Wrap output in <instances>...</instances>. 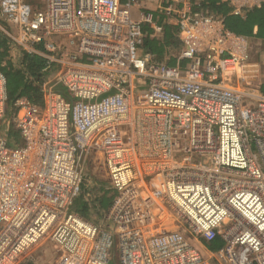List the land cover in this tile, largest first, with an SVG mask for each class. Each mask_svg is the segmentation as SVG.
Wrapping results in <instances>:
<instances>
[{
	"label": "built area",
	"instance_id": "1",
	"mask_svg": "<svg viewBox=\"0 0 264 264\" xmlns=\"http://www.w3.org/2000/svg\"><path fill=\"white\" fill-rule=\"evenodd\" d=\"M225 1L234 16L264 3ZM139 4L0 0L14 61L39 56L46 74L42 104L18 98L8 115L0 70V264L44 241L56 264H264V93L240 88L247 40L190 0H160L180 44L167 66L141 49L142 26L162 28L133 18ZM93 159L114 199L83 217Z\"/></svg>",
	"mask_w": 264,
	"mask_h": 264
},
{
	"label": "trees",
	"instance_id": "2",
	"mask_svg": "<svg viewBox=\"0 0 264 264\" xmlns=\"http://www.w3.org/2000/svg\"><path fill=\"white\" fill-rule=\"evenodd\" d=\"M201 6L203 9H210V13L222 16L224 26L230 32L246 38L255 37L264 40V5L246 12L244 17L228 15L227 5L221 3L220 0H201ZM162 26L163 35L161 39H156L153 30L147 25H143L142 28L141 49L159 62L170 50L175 49L177 51L180 46L177 38V27L167 23ZM254 28H257L255 34L253 33ZM174 64V59L167 62V66H174ZM44 65L45 60L43 58L27 54L21 55L18 61H14L9 50V44L0 36V70L7 80L8 115L15 112L13 105L18 98H27L35 105L42 104L41 85L46 78V74L42 72ZM10 136L17 138L15 134ZM97 191L98 194L93 199L96 206L90 200L87 203L80 200L81 202L75 204V211L83 217H88V211H94L95 208L99 207L102 210H107L112 204L114 194L104 187ZM203 245L207 250L216 251L222 243L219 239H216Z\"/></svg>",
	"mask_w": 264,
	"mask_h": 264
},
{
	"label": "crops",
	"instance_id": "3",
	"mask_svg": "<svg viewBox=\"0 0 264 264\" xmlns=\"http://www.w3.org/2000/svg\"><path fill=\"white\" fill-rule=\"evenodd\" d=\"M137 1L140 4L131 9L132 16L134 19H138L140 14L152 15L153 20L156 21L157 24L162 28V32H160L158 34L153 30V35L156 37V39L162 38V35H163V26L162 25L164 23L176 26L175 21L173 19L165 20L162 16H160L158 14V7L160 6V0H137ZM190 1L194 5H199L202 8L201 0H190ZM220 2L227 5V7L229 9L228 15H231V6L225 0H220ZM122 3L126 4V0H122ZM263 5H264V3H263ZM203 10L210 12L209 11L210 9H208V10L203 9ZM250 10H252V9H250ZM250 10H248V11H250ZM248 11H246V12H248ZM246 12L240 17H244ZM142 28H143V26H142ZM256 31H257V28H254L253 33L255 34ZM246 40H247V44H248L249 58H248V63L246 65V67L244 68V74H243L244 77H243V82L240 85L241 86L240 88H241V90L243 89L244 91H252V93H256V91L260 92V93H264V40L259 39V38H255V37L246 38ZM249 43H251V46H249ZM175 54H176L175 49L170 50L167 54H165V57L162 59L161 63L167 65V62L170 59H174ZM174 63H175V59H174ZM92 181H93L92 182L93 184L97 183L93 179H92ZM100 186L103 187L102 185H100ZM100 186L98 185L95 192L92 191V195L98 194L97 189H100L101 188ZM80 197H82L83 199H80V198L76 199V201L74 202V207H75V204L77 202H80V200L85 202V203H87V201L89 202V199H87L89 197L87 196V194H84V192H82ZM92 212H93V210L90 212L88 211V213H90V214H92ZM37 248H39V246ZM55 259L58 260V254H55ZM24 264H32V261H30L29 263L26 262Z\"/></svg>",
	"mask_w": 264,
	"mask_h": 264
},
{
	"label": "rangeland",
	"instance_id": "4",
	"mask_svg": "<svg viewBox=\"0 0 264 264\" xmlns=\"http://www.w3.org/2000/svg\"><path fill=\"white\" fill-rule=\"evenodd\" d=\"M249 46H251V43H249ZM58 90L67 95L61 86H58ZM99 167L100 165L97 164L95 159H93L89 165L85 164L84 166V173L88 174V178H92L95 182H97V187L98 185H105V182H107L106 174ZM86 179L87 177L84 178V180ZM95 190L96 189L93 191L95 192ZM79 198L83 199L82 197ZM90 215L91 214L89 213L88 217ZM55 254L57 253L54 250L52 243L44 241L39 248L34 250L32 254L27 257L28 260H26V262L33 261L34 264H56L57 260L55 259Z\"/></svg>",
	"mask_w": 264,
	"mask_h": 264
}]
</instances>
